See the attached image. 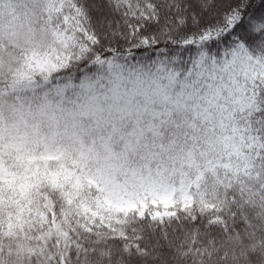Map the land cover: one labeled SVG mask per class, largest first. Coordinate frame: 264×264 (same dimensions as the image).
I'll return each mask as SVG.
<instances>
[{
    "label": "snow or ice",
    "instance_id": "1",
    "mask_svg": "<svg viewBox=\"0 0 264 264\" xmlns=\"http://www.w3.org/2000/svg\"><path fill=\"white\" fill-rule=\"evenodd\" d=\"M0 264H264V0H0Z\"/></svg>",
    "mask_w": 264,
    "mask_h": 264
},
{
    "label": "clouds",
    "instance_id": "2",
    "mask_svg": "<svg viewBox=\"0 0 264 264\" xmlns=\"http://www.w3.org/2000/svg\"><path fill=\"white\" fill-rule=\"evenodd\" d=\"M20 39H21V41H22V40H23V37L21 36V38H20Z\"/></svg>",
    "mask_w": 264,
    "mask_h": 264
}]
</instances>
